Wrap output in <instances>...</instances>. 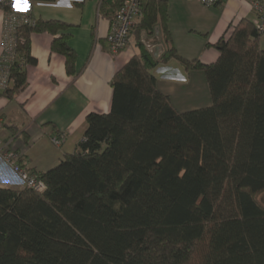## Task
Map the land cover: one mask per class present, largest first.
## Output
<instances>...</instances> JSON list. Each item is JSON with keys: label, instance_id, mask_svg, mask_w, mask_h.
I'll list each match as a JSON object with an SVG mask.
<instances>
[{"label": "trees", "instance_id": "1", "mask_svg": "<svg viewBox=\"0 0 264 264\" xmlns=\"http://www.w3.org/2000/svg\"><path fill=\"white\" fill-rule=\"evenodd\" d=\"M138 1L139 53L113 75L109 112L86 116L81 140L55 167L27 170L43 193L0 187V264H264L260 36L242 20L213 45L215 63L189 61L171 45L167 1ZM122 3L101 0L98 16L112 21ZM72 28L41 19L17 27L18 58L0 96L26 89L35 33L51 36L50 51L75 79ZM140 34L151 45L160 36L166 51L154 56ZM171 60L204 74L209 107L178 113L158 92L150 71Z\"/></svg>", "mask_w": 264, "mask_h": 264}, {"label": "crops", "instance_id": "2", "mask_svg": "<svg viewBox=\"0 0 264 264\" xmlns=\"http://www.w3.org/2000/svg\"><path fill=\"white\" fill-rule=\"evenodd\" d=\"M166 1L171 45L183 59L197 60L204 65L216 62L218 52L213 45L221 37L228 38L240 21L252 24L254 20L245 0H225L220 6L211 8L195 0ZM16 5L21 7L20 10L25 7L20 0ZM28 14L34 21H61L73 27L68 44L75 53L74 69L78 73L75 79L68 76L64 58L50 51L51 36L35 33L30 36V55L36 60V65L26 67V89L12 101L0 96V139L15 151L25 169L43 173L55 167L64 154L73 152L86 129L88 114L109 112L111 79L132 56L139 53L138 39L131 31L126 47L112 53L105 39L109 20L98 16L97 0L34 1ZM2 21L3 13L0 11V55ZM138 38L140 41L152 39L144 34ZM260 39L264 48V37ZM158 40L152 43V54L156 57L166 51L160 36ZM150 73L156 80L158 92L170 99L178 113L211 105L202 72H186L178 62L171 60L158 65ZM21 131L27 137L25 142ZM52 135L62 136L60 147L51 143ZM0 187L22 189L2 160Z\"/></svg>", "mask_w": 264, "mask_h": 264}, {"label": "built area", "instance_id": "3", "mask_svg": "<svg viewBox=\"0 0 264 264\" xmlns=\"http://www.w3.org/2000/svg\"><path fill=\"white\" fill-rule=\"evenodd\" d=\"M19 0H0V11L3 13L1 27V55H0V91L5 90L11 84L9 77V68L17 60L16 55V28L21 25H32L35 21L28 14L30 4L34 0H20L25 7L16 5ZM101 0H97L98 4ZM207 8H211L225 0H195ZM248 2L251 11L254 14L252 25L260 37H264V0H245ZM5 9H9L5 12ZM99 13V11H98ZM142 11L138 0H123L115 18L109 22V31L106 36V43L112 53L124 49L129 41L133 26L141 19ZM144 47L153 52V45L142 40ZM2 120L0 118V129ZM51 143L55 147H60L63 141L62 136L52 135ZM0 160H2L10 169L11 173L17 179L19 185L31 189L36 193H43L44 183L36 175L31 174L19 163V156L8 144L0 139Z\"/></svg>", "mask_w": 264, "mask_h": 264}, {"label": "rangeland", "instance_id": "4", "mask_svg": "<svg viewBox=\"0 0 264 264\" xmlns=\"http://www.w3.org/2000/svg\"><path fill=\"white\" fill-rule=\"evenodd\" d=\"M257 201L264 206V193L257 196Z\"/></svg>", "mask_w": 264, "mask_h": 264}]
</instances>
